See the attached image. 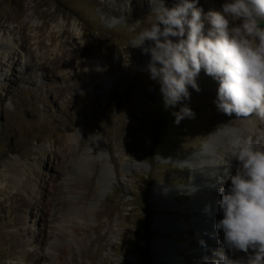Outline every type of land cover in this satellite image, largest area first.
Masks as SVG:
<instances>
[{"label": "rangeland", "instance_id": "1", "mask_svg": "<svg viewBox=\"0 0 264 264\" xmlns=\"http://www.w3.org/2000/svg\"><path fill=\"white\" fill-rule=\"evenodd\" d=\"M206 1L197 6L220 10ZM153 22L149 0H0V42L13 40L0 55V264H205L224 247L218 175L200 172L210 191L198 207L185 161L240 123L217 110L213 87L190 86L181 104L195 118L174 123L181 104L165 110L150 57L133 46ZM95 140L105 173L86 154ZM69 153L84 156L85 175ZM230 154L229 142L212 151L222 166ZM5 166L30 189L6 187Z\"/></svg>", "mask_w": 264, "mask_h": 264}, {"label": "clouds", "instance_id": "2", "mask_svg": "<svg viewBox=\"0 0 264 264\" xmlns=\"http://www.w3.org/2000/svg\"><path fill=\"white\" fill-rule=\"evenodd\" d=\"M198 3L175 0L169 7L165 0H149L154 22L133 44L150 57L146 71L159 85L165 110L190 100L189 86L201 90L203 69L218 82L219 112L264 120V0H222L219 11L207 12ZM172 115L176 124L195 118L186 103ZM230 145L237 165L226 187L219 178L222 218L214 225L224 247L205 264H238L224 248L246 253L245 264H264V131L237 134Z\"/></svg>", "mask_w": 264, "mask_h": 264}, {"label": "bare ground", "instance_id": "3", "mask_svg": "<svg viewBox=\"0 0 264 264\" xmlns=\"http://www.w3.org/2000/svg\"><path fill=\"white\" fill-rule=\"evenodd\" d=\"M210 1V0H208ZM206 1V2H208ZM210 2H213L211 0ZM216 7V6H215ZM34 23V22H32ZM71 29L74 33H77L78 29L76 25H72ZM0 43H3V49H0V55L3 57V59L8 58L9 55V49L10 46H13V40L11 37H8L4 40H2ZM145 47V46H144ZM142 50V48H141ZM11 52V51H10ZM197 82L200 87V91L206 90L208 87H213V89L216 91L218 90V82L214 80L211 76H208L204 73L203 69L201 70L199 76L197 77ZM238 122L240 123V126L238 125L237 128H233L231 130H228V132L225 133V135H215L209 138L207 142L204 145L203 150L199 153V155H192L189 157V159L186 162L187 167L190 168L191 172L196 174L195 181L189 186L188 193H191L194 198H197V204L198 207H202L205 205L204 199L201 197L203 193H206L210 190H208L207 187H204L201 182V173H216L218 175V178L223 177V181H225L227 184H229L228 180V174L234 173L235 167L237 165L236 160L229 156L230 162L226 166L219 165L217 163V160L213 157L212 151L213 148H215L219 142H229L234 138L235 135H256L260 131H264V120H261L260 118L256 116H249V117H238ZM75 143H78V140L75 139ZM86 154H94L98 157V161L100 163V169L99 172L105 173L108 169L107 164L104 162L103 159V150L99 143L95 140L86 149ZM93 156V155H92ZM87 157V156H86ZM94 158V157H93ZM97 160V159H96ZM65 161H68V163H73L75 166V169L78 170V173L82 172L84 175L89 171V165L87 161H85L84 156H74L73 153H69L65 157ZM6 169L11 172L9 174H4L3 182L5 183L6 187H10L12 189H18L23 192L27 189H30V186L27 185V180L25 177L22 176L20 172L15 171L14 169L10 168V166H5ZM223 172L227 173L224 174ZM229 172V173H228ZM25 178V179H24ZM106 183V182H105ZM104 183V184H105ZM212 184V183H211ZM104 186H102L103 188ZM156 191H159L158 188H155ZM162 191V190H160ZM173 191H164V195L171 194ZM68 213L71 215L75 214L76 207L74 205H69L68 207ZM200 210L198 211V213ZM203 212V211H202ZM201 213V212H200ZM197 215V214H196ZM200 217V214H198ZM198 222V221H196ZM214 223V222H213ZM198 224V223H197Z\"/></svg>", "mask_w": 264, "mask_h": 264}]
</instances>
